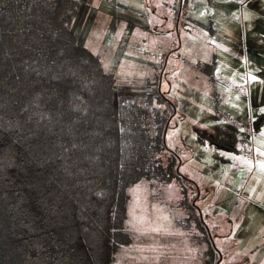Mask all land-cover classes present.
<instances>
[{"label":"rangeland","instance_id":"rangeland-1","mask_svg":"<svg viewBox=\"0 0 264 264\" xmlns=\"http://www.w3.org/2000/svg\"><path fill=\"white\" fill-rule=\"evenodd\" d=\"M242 2L78 0L70 29L115 85L156 87L173 106L163 139L182 177L129 188L114 264H264V14L244 5L252 32Z\"/></svg>","mask_w":264,"mask_h":264},{"label":"trees","instance_id":"trees-1","mask_svg":"<svg viewBox=\"0 0 264 264\" xmlns=\"http://www.w3.org/2000/svg\"><path fill=\"white\" fill-rule=\"evenodd\" d=\"M77 8L0 0V264H114L129 188L182 177L172 103L116 86L70 29Z\"/></svg>","mask_w":264,"mask_h":264},{"label":"crops","instance_id":"crops-1","mask_svg":"<svg viewBox=\"0 0 264 264\" xmlns=\"http://www.w3.org/2000/svg\"><path fill=\"white\" fill-rule=\"evenodd\" d=\"M252 1H253V4L252 3L251 4L253 5V8H257L258 4H262L263 5L261 12L264 14V0H252ZM248 3H249V0H244V2H242L241 10H240V13H239V19L242 20V22L245 24L246 27L250 28L252 30V32L255 33L257 31H256L255 24L252 22L253 17H254L253 13H252V10H251V8H249L247 6L244 7V5H246ZM244 135H246L247 137L243 136V135H238L237 132H235V131H230L229 132V136L235 141L234 143L237 142L236 139L238 137V140H240L241 143H246V144L249 145L250 143H249L248 135L247 134H244ZM234 149L236 150L235 155L240 156V157L245 156L244 152L247 149H245V151H243L244 148L235 147ZM239 153H242V154L239 155Z\"/></svg>","mask_w":264,"mask_h":264}]
</instances>
